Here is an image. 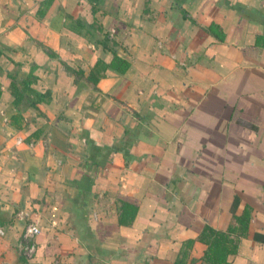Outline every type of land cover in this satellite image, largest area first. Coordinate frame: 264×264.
<instances>
[{
	"label": "crops",
	"instance_id": "1",
	"mask_svg": "<svg viewBox=\"0 0 264 264\" xmlns=\"http://www.w3.org/2000/svg\"><path fill=\"white\" fill-rule=\"evenodd\" d=\"M204 227L264 264V0H0V264H204Z\"/></svg>",
	"mask_w": 264,
	"mask_h": 264
},
{
	"label": "trees",
	"instance_id": "2",
	"mask_svg": "<svg viewBox=\"0 0 264 264\" xmlns=\"http://www.w3.org/2000/svg\"><path fill=\"white\" fill-rule=\"evenodd\" d=\"M201 239L207 243L202 256L204 264H228L226 256L231 252L232 243L230 245L231 239L226 233L204 227Z\"/></svg>",
	"mask_w": 264,
	"mask_h": 264
},
{
	"label": "built area",
	"instance_id": "3",
	"mask_svg": "<svg viewBox=\"0 0 264 264\" xmlns=\"http://www.w3.org/2000/svg\"><path fill=\"white\" fill-rule=\"evenodd\" d=\"M1 232V230H0ZM39 232V226L34 222H28L24 225L21 233L20 252L26 257L30 258L34 252V242L32 239Z\"/></svg>",
	"mask_w": 264,
	"mask_h": 264
}]
</instances>
